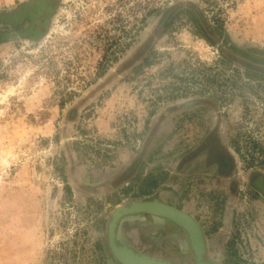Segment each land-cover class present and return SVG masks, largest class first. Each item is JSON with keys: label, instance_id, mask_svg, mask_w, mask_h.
<instances>
[{"label": "rangeland", "instance_id": "1", "mask_svg": "<svg viewBox=\"0 0 264 264\" xmlns=\"http://www.w3.org/2000/svg\"><path fill=\"white\" fill-rule=\"evenodd\" d=\"M141 200L264 264V0H0V264H121ZM116 237L193 260L157 216Z\"/></svg>", "mask_w": 264, "mask_h": 264}, {"label": "water", "instance_id": "2", "mask_svg": "<svg viewBox=\"0 0 264 264\" xmlns=\"http://www.w3.org/2000/svg\"><path fill=\"white\" fill-rule=\"evenodd\" d=\"M139 213L167 219L180 227L187 235L190 249L195 258V264H207L201 261L204 252V239L203 233L197 222L190 215L177 207L158 200L133 201L117 208L112 213L107 228L108 245L114 257L121 264H170L152 257L141 255L132 249L121 246L117 243L116 226L120 219L126 215Z\"/></svg>", "mask_w": 264, "mask_h": 264}, {"label": "flooded vegetation", "instance_id": "3", "mask_svg": "<svg viewBox=\"0 0 264 264\" xmlns=\"http://www.w3.org/2000/svg\"><path fill=\"white\" fill-rule=\"evenodd\" d=\"M171 223H172V222H171ZM176 226H177V225H176ZM179 228H180V227H179ZM184 233H185V232H184ZM185 235H186V233H185ZM186 237H187V235H186ZM187 240H188V238H187ZM188 246H189V243H188ZM189 249H190V246H189ZM190 252H191V254H192V256H193V260H192V263H191V264H195V258H194V255H193L191 249H190ZM204 252H205V243H204ZM204 252H203L202 257H201V261H203V262H205V261L203 260ZM155 259H158V258H155ZM158 260H161V261H164V262H166V263H170V264H178V263H176V262H172V261H169V260H162V259H158ZM205 263H206V262H205ZM207 264H208V263H207Z\"/></svg>", "mask_w": 264, "mask_h": 264}]
</instances>
